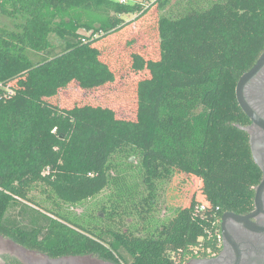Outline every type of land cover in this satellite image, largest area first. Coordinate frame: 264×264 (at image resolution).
<instances>
[{
  "label": "trees",
  "instance_id": "obj_1",
  "mask_svg": "<svg viewBox=\"0 0 264 264\" xmlns=\"http://www.w3.org/2000/svg\"><path fill=\"white\" fill-rule=\"evenodd\" d=\"M145 1L165 10L171 0ZM189 5L158 20V61L133 55L134 71L150 78L139 82L137 118L129 120L54 100L73 82L89 91L114 81L96 43L123 28V15L145 14L142 4L0 0V15L15 22L13 29L0 23L2 237L51 257L177 264L216 248L224 213L253 209L261 170L240 128L246 116L236 87L264 52V0ZM176 174L199 178L203 199L159 223V200ZM37 186L52 210L31 197ZM106 190L113 194L101 215L64 212ZM134 215L145 236L126 225Z\"/></svg>",
  "mask_w": 264,
  "mask_h": 264
},
{
  "label": "rangeland",
  "instance_id": "obj_2",
  "mask_svg": "<svg viewBox=\"0 0 264 264\" xmlns=\"http://www.w3.org/2000/svg\"><path fill=\"white\" fill-rule=\"evenodd\" d=\"M133 1L142 4L146 13L123 15L122 18L125 22L123 28L96 43L102 53L101 59L109 65L114 73V81L89 91L81 89L77 83L73 82L68 88L60 91L54 102H59L62 107L67 109L75 105L106 107L112 109L117 118L135 120L138 108V84L142 80L150 78V73L147 70L143 72L134 71L133 55L139 54L146 61H158L160 59V47L157 24L160 17H178L186 8L191 6L189 5L190 2L206 5L209 0H171L165 10H161L157 5L145 0ZM19 22L20 20H18ZM0 23L10 29L15 27L14 21L1 15ZM80 32L85 36H90V33L83 30ZM41 189V186H37L31 192V197L35 198L41 206L43 205L42 209L52 210L51 203L45 200L46 196L41 193ZM201 192L202 182L199 178L176 174L172 181L164 186L158 210L154 215L155 218L159 220V223L170 220L176 209L189 207L193 198L202 200ZM110 193L113 194L112 190H106L96 199L87 201L81 206H65L64 212L79 216L93 210L95 214L101 215L102 213L98 212L101 207L100 204L108 200ZM18 209L17 207V210L11 211L10 214L16 215ZM125 222L126 225L133 224L137 226V235H146V231L143 229L144 223L137 215L126 219Z\"/></svg>",
  "mask_w": 264,
  "mask_h": 264
},
{
  "label": "flooded vegetation",
  "instance_id": "obj_3",
  "mask_svg": "<svg viewBox=\"0 0 264 264\" xmlns=\"http://www.w3.org/2000/svg\"><path fill=\"white\" fill-rule=\"evenodd\" d=\"M243 96L258 119L253 121L242 110L246 123L240 128L247 133L252 157L261 170V181L254 188L253 209L243 214L226 212L233 214L226 217L224 213L217 224L216 248L202 250L201 254L197 251L196 257L179 259L177 264H264V65L245 84ZM7 239L0 235V264H124L93 255L51 257Z\"/></svg>",
  "mask_w": 264,
  "mask_h": 264
},
{
  "label": "water",
  "instance_id": "obj_4",
  "mask_svg": "<svg viewBox=\"0 0 264 264\" xmlns=\"http://www.w3.org/2000/svg\"><path fill=\"white\" fill-rule=\"evenodd\" d=\"M263 65H264V53L259 58V60L255 64V66L250 71H248L245 74H243V76L240 78V80H239V82L237 84V87H236V97H237V101H238L239 106L255 122H258V119L254 115V113L251 110V108L246 103V101L244 99V96H243V89H244L245 84L249 80H251L259 72V70L263 67ZM258 195H257L256 199L258 198ZM228 215H233V214L232 213L231 214L230 213L229 214L226 213L224 215V217H226Z\"/></svg>",
  "mask_w": 264,
  "mask_h": 264
},
{
  "label": "built area",
  "instance_id": "obj_5",
  "mask_svg": "<svg viewBox=\"0 0 264 264\" xmlns=\"http://www.w3.org/2000/svg\"><path fill=\"white\" fill-rule=\"evenodd\" d=\"M121 2L124 3L125 0H121ZM83 42H85V39H83ZM207 208H208V206H207L206 203H204V204L201 205V206H197V208H196V214H200V213L203 214Z\"/></svg>",
  "mask_w": 264,
  "mask_h": 264
}]
</instances>
